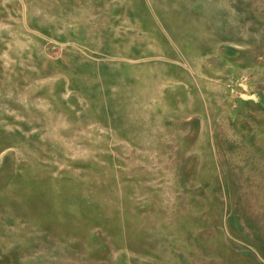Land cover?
I'll list each match as a JSON object with an SVG mask.
<instances>
[{"label":"rangeland","instance_id":"374dc122","mask_svg":"<svg viewBox=\"0 0 264 264\" xmlns=\"http://www.w3.org/2000/svg\"><path fill=\"white\" fill-rule=\"evenodd\" d=\"M0 264H264V0H0Z\"/></svg>","mask_w":264,"mask_h":264}]
</instances>
